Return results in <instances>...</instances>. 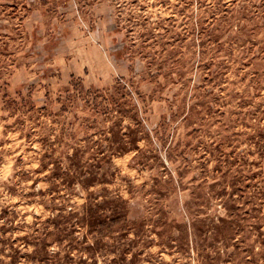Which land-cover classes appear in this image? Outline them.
<instances>
[{
  "label": "rangeland",
  "instance_id": "374dc122",
  "mask_svg": "<svg viewBox=\"0 0 264 264\" xmlns=\"http://www.w3.org/2000/svg\"><path fill=\"white\" fill-rule=\"evenodd\" d=\"M0 264H264V0H0Z\"/></svg>",
  "mask_w": 264,
  "mask_h": 264
},
{
  "label": "trees",
  "instance_id": "16d2710c",
  "mask_svg": "<svg viewBox=\"0 0 264 264\" xmlns=\"http://www.w3.org/2000/svg\"><path fill=\"white\" fill-rule=\"evenodd\" d=\"M124 148V147H123ZM81 149H76L72 154H69L67 151H64L62 155H56V150L48 149L43 154V160L41 167L43 169L52 168V176L58 180L55 183L56 187L63 185L66 188L72 187L75 183H81L86 187L96 185L99 182H103V177H99L97 171H90L91 174L89 177H83L85 174L84 167H88L89 164L82 163ZM99 153L103 155L98 158V163L105 161L109 153H106L105 150H98ZM84 178V179H83ZM106 179H104L105 181ZM85 223L90 226L91 233L95 236L96 239L102 238L105 235L112 234L115 230V225L118 218L114 215L112 216H99L89 209L86 210L84 216ZM220 220L227 222V219L220 217ZM217 235L218 237H223L227 240H234L237 230L234 228L232 230H227L222 227V225H217Z\"/></svg>",
  "mask_w": 264,
  "mask_h": 264
}]
</instances>
